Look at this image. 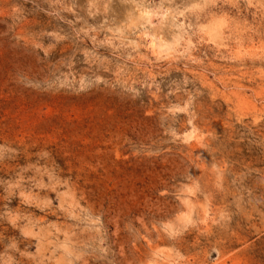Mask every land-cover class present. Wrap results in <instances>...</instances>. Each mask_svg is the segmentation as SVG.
Returning a JSON list of instances; mask_svg holds the SVG:
<instances>
[{"label": "rangeland", "instance_id": "obj_1", "mask_svg": "<svg viewBox=\"0 0 264 264\" xmlns=\"http://www.w3.org/2000/svg\"><path fill=\"white\" fill-rule=\"evenodd\" d=\"M0 264H264V0H0Z\"/></svg>", "mask_w": 264, "mask_h": 264}, {"label": "bare ground", "instance_id": "obj_2", "mask_svg": "<svg viewBox=\"0 0 264 264\" xmlns=\"http://www.w3.org/2000/svg\"><path fill=\"white\" fill-rule=\"evenodd\" d=\"M128 3V2H127ZM130 3L133 5V3L130 1ZM138 4V3H137ZM127 5V4H126ZM129 5V3H128ZM136 5V3L134 4ZM143 6V4H141ZM141 8L139 6V8L136 7V11H134L132 13L133 10H135V8L132 10V6L131 8H128L127 10L129 11V9L131 10L130 16L126 19H128L130 21L131 24H135L136 26H138L139 28L142 29L143 34L146 36L145 38H149L150 40H152L153 42H156L158 46L163 47L166 42H168V30H167V20H166V16L162 18V20L159 22V24H153L152 23V16L154 15V13L150 10H148L147 8ZM135 7V6H134ZM127 8V7H126ZM125 9V12L127 11ZM171 10V9H170ZM166 13V12H165ZM125 14V13H124ZM164 14V13H163ZM162 14V16H163ZM129 15V13H128ZM165 15V14H164ZM127 16V15H126ZM124 17V16H123ZM167 18H169L167 16ZM171 18V17H170ZM169 18V19H170ZM123 20V19H122ZM171 20V19H170ZM124 22V20H123ZM125 24V23H124ZM168 24H172L171 21L170 23L168 22ZM127 26V25H126ZM172 25H170L171 28ZM129 27V26H128ZM134 27V26H133ZM137 29V27H135ZM175 28V27H174ZM124 29V28H123ZM169 29V28H168ZM173 29V28H172ZM126 30V28H125ZM135 30V29H134ZM131 31V30H129ZM142 31H140L142 33ZM138 32V31H137ZM172 34V33H170ZM171 36V35H169ZM174 40V39H173ZM151 41V42H152ZM172 41V40H171ZM167 45V44H166ZM168 46V45H167Z\"/></svg>", "mask_w": 264, "mask_h": 264}, {"label": "snow or ice", "instance_id": "obj_3", "mask_svg": "<svg viewBox=\"0 0 264 264\" xmlns=\"http://www.w3.org/2000/svg\"><path fill=\"white\" fill-rule=\"evenodd\" d=\"M140 2H143V0H140Z\"/></svg>", "mask_w": 264, "mask_h": 264}]
</instances>
